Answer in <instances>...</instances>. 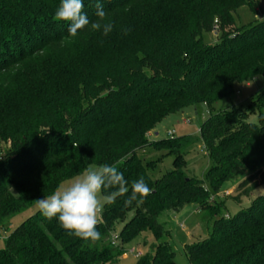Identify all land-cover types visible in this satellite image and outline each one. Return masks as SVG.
<instances>
[{
    "label": "trees",
    "instance_id": "16d2710c",
    "mask_svg": "<svg viewBox=\"0 0 264 264\" xmlns=\"http://www.w3.org/2000/svg\"><path fill=\"white\" fill-rule=\"evenodd\" d=\"M252 1L99 0L107 14L103 22L119 20L130 8L133 29L151 39L137 52L120 50L121 58L114 47L123 45L117 33L101 40L105 59L96 66L103 71L99 79L104 86L93 89L103 94L93 101L72 100L76 89L69 96L56 86L25 99L19 110L36 118L13 133L9 152L0 157L8 159L6 165L0 164V230L89 163L116 164L129 187L143 177L153 191L143 203L125 206L129 193L105 205L98 226L102 239L94 244L69 235L58 220H48L38 210L7 236L0 264H115L123 253L111 245L115 222H125L121 229L125 243L147 230L159 239L164 229L158 218L165 212L196 203L203 220L213 217L205 179L216 190L245 175L237 184L236 198L250 197L264 185V89L242 108L211 114L201 124L200 137L159 140L156 146L174 157L173 169L161 177H151L149 163L144 164L138 153L149 143L147 132L166 116L200 101L209 104L229 96L235 82L264 75V18L238 30L234 26L233 13ZM83 3L90 22L97 21V0ZM59 4L60 0H0V70L49 47L61 53L76 45L72 49L81 53L89 49H83L88 39L91 45L93 37L103 34L90 23L70 36L68 22L54 19ZM214 30L222 33L218 42L205 43L203 34ZM232 34L234 38H225ZM83 58L87 62L82 68L95 65L93 57ZM44 108L52 109L51 118L39 117L37 112ZM251 115L258 116V123L249 121ZM198 142L211 160L205 179L179 167L186 150ZM6 168L13 172L2 174ZM9 185L17 197L10 195ZM128 211L134 213L127 219ZM185 251L189 264H264V193L231 217H215L210 235ZM136 264H177L176 253L171 245H157Z\"/></svg>",
    "mask_w": 264,
    "mask_h": 264
},
{
    "label": "rangeland",
    "instance_id": "374dc122",
    "mask_svg": "<svg viewBox=\"0 0 264 264\" xmlns=\"http://www.w3.org/2000/svg\"><path fill=\"white\" fill-rule=\"evenodd\" d=\"M248 5H253V8ZM128 10L130 8L125 9V13L119 17V20L111 21L114 25L112 31L118 34L119 41H121V45L123 44L119 47L114 46L116 53L117 51L119 53L116 54L119 58L123 57L122 54L124 53H120V50L125 52L134 50V52H137L141 43L151 39L147 33L141 35V32L133 29L131 24L133 21L130 19ZM134 15H136V11H134ZM233 17L236 30L240 28L239 26L250 25L257 19L264 18V0H253L250 4L246 3L245 6L238 8L236 13H233ZM215 25L218 24L215 22ZM125 30H127V34H125ZM221 36L222 33L219 30L205 32L203 41L207 44H215ZM107 37H109V34L100 33L91 39V45H89L90 42L88 41L90 39H88L87 43L83 45V49L88 46L89 49L81 53L76 52L77 48L72 49L76 45H70L67 51L61 53H53L50 47L42 49L37 51V54L0 70V157L9 152L13 133L17 130H24V122L36 118L34 117L36 114L32 115L30 112L22 113L19 110L25 99H28V96L37 98V96L42 94L41 91L54 88L55 86L62 87L69 96L76 89L78 95L74 96L72 100L80 98L82 102L93 101V98L98 94L99 96L103 94L93 88L98 89V86L102 87L103 85L100 84L103 71L96 66V63L100 65L105 59L103 58L105 48L101 47V40ZM225 38L232 39L234 35H227ZM65 40L66 42H73V38H66ZM84 56L90 59L93 57L95 65L87 64L88 66H86L85 64L87 68H82L81 64L87 62V59H81ZM105 62H108V60H105ZM86 89V93L83 94L82 92ZM262 89H264V75L258 74L250 81L235 82L233 92L229 96L221 97L209 104L205 101H200L196 105L188 106L183 111L172 113L163 118L147 132L146 136L149 143L138 152L142 162L144 164L149 163L148 173L151 177L153 179L159 178L174 167V157L167 154L166 149L156 146L159 140L180 136L200 137L201 124L211 114L233 108H242ZM48 112H52V109L44 108L37 113L39 117L45 118L47 116V118H51L52 113ZM249 121L258 123V116L251 115ZM7 162L8 159L5 160L4 158L3 161H0V164L3 166ZM210 166L209 154L201 142L189 147L179 163V167L186 174L201 179H205L206 172ZM12 172L13 168L2 170V174H11ZM244 177L245 175L230 179L216 190L205 179V186L209 189L212 196L210 202H213V207L209 209V212L213 214V217L209 218L208 215L203 220L200 206L196 203L185 205L178 212H165L158 218V223L163 224L164 229L159 239H155L153 233L147 230L140 232L129 242L125 243L121 235V229L125 222H115L110 235L111 245L123 251L121 258L115 264H136L139 256L153 253L154 247L162 244L172 246L176 253L177 264H189L185 251L186 246L206 239L211 233L215 217H220V215L231 217L240 209L247 208L255 197L264 193V185H262L256 188L250 197H237V199V184ZM73 178L61 182L59 186L70 183ZM8 190L12 197H17V192L12 186L9 185ZM38 210L35 204L11 217L8 224L0 230V248L5 246L8 235ZM133 213V211H128L127 219L131 218Z\"/></svg>",
    "mask_w": 264,
    "mask_h": 264
},
{
    "label": "clouds",
    "instance_id": "9594fccd",
    "mask_svg": "<svg viewBox=\"0 0 264 264\" xmlns=\"http://www.w3.org/2000/svg\"><path fill=\"white\" fill-rule=\"evenodd\" d=\"M95 8L98 19L90 22L84 12L83 0H60L54 19L68 22V33L72 37L90 23L93 30L102 29L103 34L108 35L114 25L103 22L107 14L99 0ZM152 191L143 177L132 181L129 187V181L116 164L89 163L70 183L57 187L35 203L46 219L58 220L69 235L94 244L102 239L98 226L103 222L105 205L113 204L118 197L129 193L125 206H131L134 201L143 203Z\"/></svg>",
    "mask_w": 264,
    "mask_h": 264
},
{
    "label": "built area",
    "instance_id": "2783aa9c",
    "mask_svg": "<svg viewBox=\"0 0 264 264\" xmlns=\"http://www.w3.org/2000/svg\"><path fill=\"white\" fill-rule=\"evenodd\" d=\"M173 133V132H172Z\"/></svg>",
    "mask_w": 264,
    "mask_h": 264
}]
</instances>
